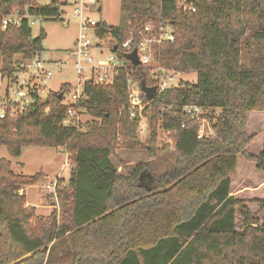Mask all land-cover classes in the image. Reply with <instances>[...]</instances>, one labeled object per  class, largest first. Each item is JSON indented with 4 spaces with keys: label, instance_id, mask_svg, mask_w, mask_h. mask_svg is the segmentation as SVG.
<instances>
[{
    "label": "trees",
    "instance_id": "trees-1",
    "mask_svg": "<svg viewBox=\"0 0 264 264\" xmlns=\"http://www.w3.org/2000/svg\"><path fill=\"white\" fill-rule=\"evenodd\" d=\"M188 1L194 12L176 0H121L118 25L99 29L118 42L131 32L134 47L146 21L169 22L174 40L160 45L159 65L196 74L195 82L181 80L144 106L145 144L128 115L124 70L111 84H84L76 106L92 120L78 126L62 125L68 84L0 119V146L11 157L28 145L54 147L71 163L66 183L54 186L59 210L43 216L20 192L40 174H16L0 158V264H264V220L230 192L238 157L264 174V139L258 154L247 151L255 138L247 132L248 114L264 112V0ZM61 8L57 0H0L2 77L41 51L43 32L33 41L29 21L60 20ZM13 11L19 24L3 28ZM132 69L135 81L154 86L146 68ZM187 105L201 107L211 134L199 137ZM159 131L165 139L157 146ZM137 145L148 157L166 156L151 187L141 183L148 173L143 163L118 172L111 161L118 148Z\"/></svg>",
    "mask_w": 264,
    "mask_h": 264
},
{
    "label": "built area",
    "instance_id": "built-area-1",
    "mask_svg": "<svg viewBox=\"0 0 264 264\" xmlns=\"http://www.w3.org/2000/svg\"><path fill=\"white\" fill-rule=\"evenodd\" d=\"M62 4V21L67 22L68 10L70 19L77 25V36L73 42V47L68 51L74 56V68L79 77L77 87L72 92L69 87L63 94H69L70 101L63 98L65 105V115L62 119L63 126H78L82 108L76 106L79 99L84 98L83 86L86 82L99 85L111 84L119 70L126 72V84L128 91V115L131 119H137L136 131L139 135H148L149 123L142 109L148 104L144 93L140 89V82L132 77V67L125 54L133 49L136 50L138 65H142L149 72L150 78L154 81L155 95L168 88H174L181 81L179 72L167 70L159 65V47L166 42L174 40V28L169 22L146 21L139 33V39L132 47L133 35L129 32V37L118 42L111 37L110 32L101 34L99 29L105 23L97 21L93 15L100 12V2L102 0H57ZM186 12H194L195 7L188 0H176ZM44 3V4H48ZM67 9V10H66ZM17 13V12H16ZM38 19V18H37ZM34 20H30L32 24ZM20 18L18 15H9L2 19V27L7 24L18 25ZM93 39V42H91ZM115 50L112 51V47ZM122 52V58L119 56ZM84 63V64H82ZM137 65V66H138ZM63 64L50 65L39 54L22 62L16 71L5 79V87L0 91V119L14 117L20 114L36 98H43L50 90L47 85L53 72L60 71ZM88 71L90 77L84 75ZM184 112L194 120L199 121V137L211 134L212 130L209 122L201 117L202 109L198 106H184ZM184 126V123L181 124ZM67 164V163H66ZM68 166V165H67ZM71 169V164H70Z\"/></svg>",
    "mask_w": 264,
    "mask_h": 264
},
{
    "label": "rangeland",
    "instance_id": "rangeland-1",
    "mask_svg": "<svg viewBox=\"0 0 264 264\" xmlns=\"http://www.w3.org/2000/svg\"><path fill=\"white\" fill-rule=\"evenodd\" d=\"M36 2L44 4L50 2V0H36ZM120 3L121 0H102L99 4L100 12L94 14L93 17L110 27L117 26L121 16ZM61 12H63L62 8ZM66 14L67 22L65 23L61 20L63 18L61 16L60 20L38 18L30 24L33 36H37L40 31L43 32L40 36V57L52 66L63 64L60 71L53 72L47 85L54 92H58L63 84H68L72 92L76 89L80 77L74 68V56L68 54L77 36V25L73 19H70L68 10ZM10 15L16 16L18 14L13 11ZM253 21L251 22L256 24ZM91 42H93V39H91ZM250 59H252V56L244 50L243 60L248 62ZM84 75L87 78L90 77L87 70ZM180 79L192 83L196 81V74L194 72L182 73ZM4 87L5 79L0 74V91H3ZM64 98L66 101H70L69 94L66 93ZM90 120L92 118L86 113H83L80 117L81 124ZM247 120V132L254 134L256 137L247 147V151L251 154H258L260 152L259 140H261L264 131V112H250ZM146 137L147 135H139L138 141L145 144ZM164 139V132L159 131L157 146H160ZM0 158L9 161L12 171L16 174L27 176L40 174V180L36 184L25 186L26 203L36 208V214L47 216L52 211L59 210L54 186L57 180H62L64 183L68 180L71 163L66 154L54 147L28 145L21 149L18 157H11L5 146H0ZM165 159L166 156L148 157L145 149L137 145L133 148H118L115 157H112L111 161L117 167L118 172H122V167L130 169L137 163H143L148 173L142 175L141 183L146 187H151L152 176L160 175L166 168ZM230 180V192H237L239 194L238 198L248 200L246 208L250 211V214L259 220H264V203H262L264 201V174L256 170L253 163L238 157L236 171ZM254 184L258 186L255 187ZM236 220V227L239 228L238 213L236 214Z\"/></svg>",
    "mask_w": 264,
    "mask_h": 264
},
{
    "label": "water",
    "instance_id": "water-1",
    "mask_svg": "<svg viewBox=\"0 0 264 264\" xmlns=\"http://www.w3.org/2000/svg\"><path fill=\"white\" fill-rule=\"evenodd\" d=\"M63 19V18H62ZM61 19V20H62ZM38 36H33L32 40H36ZM115 50V46L112 47V51ZM125 58L131 62L132 65L136 66L139 64V60L137 58L136 50L133 49L129 53L125 54ZM140 89L144 93L146 100L150 101L155 96V88L152 86H147L144 81L140 82ZM62 97V92H59V98Z\"/></svg>",
    "mask_w": 264,
    "mask_h": 264
},
{
    "label": "crops",
    "instance_id": "crops-1",
    "mask_svg": "<svg viewBox=\"0 0 264 264\" xmlns=\"http://www.w3.org/2000/svg\"><path fill=\"white\" fill-rule=\"evenodd\" d=\"M255 138H256V137H255ZM255 138H254V139H255ZM254 139H253V140H254ZM263 139H264V131H263V134H262V138H261V140H259V141H260V143H259V148H260V150L262 149V146H263ZM237 160H238V159H237ZM254 167H255V166H254ZM261 185H262V184H261ZM261 185H260V186H261ZM254 186L257 187L258 185H257V184H254ZM230 187H231V180H230ZM25 188H26V187L21 188V189H20V192H24V194H25ZM231 194L234 195L235 197H238V195H239L237 192H235V193H231ZM39 202H40V201H39ZM27 205H29V204H27ZM30 206H31V205H30Z\"/></svg>",
    "mask_w": 264,
    "mask_h": 264
}]
</instances>
